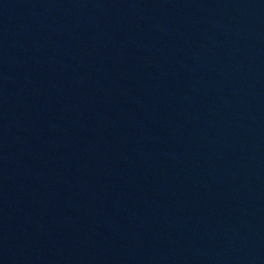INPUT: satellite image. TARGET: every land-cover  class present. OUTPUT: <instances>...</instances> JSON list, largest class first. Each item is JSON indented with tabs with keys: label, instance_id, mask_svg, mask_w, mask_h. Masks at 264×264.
I'll list each match as a JSON object with an SVG mask.
<instances>
[{
	"label": "water",
	"instance_id": "obj_1",
	"mask_svg": "<svg viewBox=\"0 0 264 264\" xmlns=\"http://www.w3.org/2000/svg\"><path fill=\"white\" fill-rule=\"evenodd\" d=\"M0 264H264V0H0Z\"/></svg>",
	"mask_w": 264,
	"mask_h": 264
}]
</instances>
